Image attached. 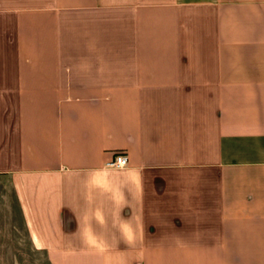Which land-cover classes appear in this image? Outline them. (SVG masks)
I'll list each match as a JSON object with an SVG mask.
<instances>
[{"label": "crops", "instance_id": "1", "mask_svg": "<svg viewBox=\"0 0 264 264\" xmlns=\"http://www.w3.org/2000/svg\"><path fill=\"white\" fill-rule=\"evenodd\" d=\"M0 264H264V0H0Z\"/></svg>", "mask_w": 264, "mask_h": 264}, {"label": "built area", "instance_id": "2", "mask_svg": "<svg viewBox=\"0 0 264 264\" xmlns=\"http://www.w3.org/2000/svg\"><path fill=\"white\" fill-rule=\"evenodd\" d=\"M110 167L116 169V170H121L125 167L128 166V156L124 151H120L115 155V158L113 161L108 163Z\"/></svg>", "mask_w": 264, "mask_h": 264}]
</instances>
